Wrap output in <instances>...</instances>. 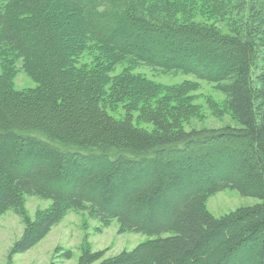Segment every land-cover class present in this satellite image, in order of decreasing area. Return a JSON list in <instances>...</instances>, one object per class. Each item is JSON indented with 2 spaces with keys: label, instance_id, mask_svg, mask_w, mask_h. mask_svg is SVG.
<instances>
[{
  "label": "trees",
  "instance_id": "trees-1",
  "mask_svg": "<svg viewBox=\"0 0 264 264\" xmlns=\"http://www.w3.org/2000/svg\"><path fill=\"white\" fill-rule=\"evenodd\" d=\"M19 62L35 87L16 88ZM139 64L215 82L241 127L187 130L198 83ZM227 188L262 202L217 217ZM27 195L52 204L31 220ZM9 209L13 253L75 210L151 237L78 264H264V0H0V223Z\"/></svg>",
  "mask_w": 264,
  "mask_h": 264
},
{
  "label": "rangeland",
  "instance_id": "rangeland-1",
  "mask_svg": "<svg viewBox=\"0 0 264 264\" xmlns=\"http://www.w3.org/2000/svg\"><path fill=\"white\" fill-rule=\"evenodd\" d=\"M153 39L155 42L152 43L153 47L163 52L168 44L158 42L159 39L155 34ZM187 44L188 41L184 40L174 47H178L181 53L182 48ZM18 67L19 70L15 77L16 88L35 87L36 81L21 67L20 62ZM122 68V64L118 65L113 74L120 72ZM133 71L165 85H178L186 81L198 83L193 95L194 102L201 106V114L186 125L187 130L193 128L218 129L226 126L241 127V123L227 106L226 93L215 82L199 79L193 73H185L181 70H163L147 64H139ZM145 126L152 128L151 124ZM259 202H262L260 198L245 196L236 189L227 188L210 196L207 207L215 216L219 217L237 208L251 206ZM51 204V199L34 195L25 196V212L31 220H35L38 214L48 209ZM25 226L23 218L14 209H9L2 216L0 264H78L79 258L85 250L104 251L105 256L109 257L124 250H132L151 238L145 233L122 231L116 219L112 220L110 224L103 225L99 219L91 217L85 211L70 210L38 244L26 252L13 253V246L23 236Z\"/></svg>",
  "mask_w": 264,
  "mask_h": 264
}]
</instances>
